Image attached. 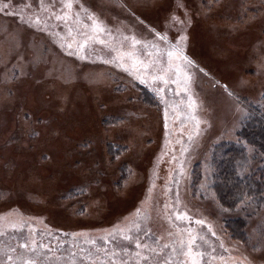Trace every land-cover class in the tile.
<instances>
[{
	"label": "rangeland",
	"instance_id": "rangeland-1",
	"mask_svg": "<svg viewBox=\"0 0 264 264\" xmlns=\"http://www.w3.org/2000/svg\"><path fill=\"white\" fill-rule=\"evenodd\" d=\"M0 25L14 100L0 113V264H139L137 244L150 264H191L178 223L207 259L264 264V186L228 201L218 165L236 143V173L264 184V148L239 137L244 118L264 120V0H0ZM159 34L192 59L187 123L117 64L135 43L143 65L154 44L180 89Z\"/></svg>",
	"mask_w": 264,
	"mask_h": 264
},
{
	"label": "flooded vegetation",
	"instance_id": "flooded-vegetation-1",
	"mask_svg": "<svg viewBox=\"0 0 264 264\" xmlns=\"http://www.w3.org/2000/svg\"><path fill=\"white\" fill-rule=\"evenodd\" d=\"M74 33L76 34V32L74 31ZM160 33V31H159ZM99 36V34H97L96 32L94 33V37L95 36ZM108 36V35H107ZM160 38H166L165 36L159 34L158 35ZM83 36L78 35V38L81 42L80 44V50L83 49L84 51V47H86L85 43H83V41H81ZM168 38V37H167ZM166 40L168 41V45L170 48H172V50L170 51L168 48V52L171 53V56H173V58L175 57V59L179 58V70L175 68L172 69H168L170 70V75L173 77H176L177 74H181L182 79L180 80V89L177 88V85L172 81V78H168L167 74H165V70L158 72L156 71V69L158 68V65H160V49L156 46V45H147V49L146 53H144L143 59H141V62L139 64L135 63L134 60L135 58L140 56V51L139 49H143V48H135V43L133 47H131L133 44L130 43L128 45L125 46L126 51L129 53L128 56L122 58L124 61L123 62H118L117 64L122 68L123 73L128 74L131 79L135 82H139L142 80L143 85H145L153 94H155V96L157 97V99L162 102L163 106L162 107V111L164 112H173L174 115V121L173 123L176 122V120L179 118V116H181L183 114L184 119H186V123L192 119V117L188 115L189 110H185L186 112H184V107H182L183 103H184V98H181L184 94H188L190 92V84H187V70L188 67L192 65V59L189 58L187 56V53L182 49L181 45L178 43L173 42L172 40H170L169 38ZM86 39H88V37H86ZM83 40H85V37H83ZM108 41H110V38L106 37L105 39V43H108ZM131 45V46H130ZM144 50V49H143ZM164 53V52H163ZM178 56V57H177ZM131 57V60H129V58ZM134 59V60H133ZM181 59V60H180ZM166 77H165V75ZM155 77V78H154ZM160 77H163V79H160ZM184 80V81H183ZM167 81V82H165ZM183 82V83H182ZM187 85V86H186ZM177 90H180L182 92H177ZM184 93V94H181ZM181 96V97H180ZM177 108L178 112H176L174 109ZM163 112L164 117L166 116L165 113ZM179 115V116H178ZM165 118H163V127L166 130V122H165ZM197 121V120H196ZM175 141V140H173ZM174 144H176V141L174 142ZM162 203V202H161ZM162 210V209H160ZM195 223V228H197V224ZM175 229V233L178 234V241L181 243V245L188 250V242L192 237L196 238V242L195 245H193V253H196V251L203 253V257L205 258V262H210L212 263L215 262V264H232L231 262H221L218 261L216 259H207V255H205V252L203 251V249L201 247H199V245L197 244V233L194 232L193 229H189L184 225L181 224H176V227H174ZM14 238V237H13ZM59 237H55V240H58ZM17 240V239H16ZM53 240V242L56 243V241ZM41 241V239L39 240ZM4 243L0 242V247L3 245ZM151 243H149L148 245H150ZM2 248V247H1ZM148 249V250H146ZM149 249H152V247L150 248V246L147 247H140L139 250H133V254L134 251H137V257H140V253L142 252L143 255L147 254L145 257L147 261H144V259L140 260L139 264H150L148 262L149 260ZM161 254H163L164 252H167V250L169 251V249L162 247L161 248ZM196 249V251H195ZM128 249H125V251H127ZM134 258V257H133ZM230 259V257H227ZM228 259V260H229ZM29 261V260H27ZM32 261V260H31ZM171 261V260H170ZM177 264H180L181 262H185L186 259L181 258L179 260H177ZM156 263V262H155ZM153 263V264H155ZM129 264V263H127ZM133 264V263H132ZM134 264H138V263H134ZM152 264V263H151ZM166 264H170V262H166Z\"/></svg>",
	"mask_w": 264,
	"mask_h": 264
},
{
	"label": "trees",
	"instance_id": "trees-1",
	"mask_svg": "<svg viewBox=\"0 0 264 264\" xmlns=\"http://www.w3.org/2000/svg\"><path fill=\"white\" fill-rule=\"evenodd\" d=\"M241 128L239 137L257 147L264 148V120L257 115H253L251 118H244ZM220 150L222 156L218 159V165L225 176L224 184H221V193L226 196L228 201H237L241 192L249 186H264V184L255 181L252 177H247L248 179L245 181L246 178L242 179L236 173L239 156L242 155L241 157H243L244 148H240L236 143H228ZM139 249L140 247L137 250Z\"/></svg>",
	"mask_w": 264,
	"mask_h": 264
},
{
	"label": "bare ground",
	"instance_id": "bare-ground-1",
	"mask_svg": "<svg viewBox=\"0 0 264 264\" xmlns=\"http://www.w3.org/2000/svg\"><path fill=\"white\" fill-rule=\"evenodd\" d=\"M100 15L106 17V15H104V14H102V13H100ZM0 28H1V25H0ZM0 50H3V52H1L2 55H6V54H7V55H6V56H7L6 59L9 58V52H8L9 49H8V47H7L6 45L1 44V45H0ZM47 68H49V67H47ZM50 68H51V67H50ZM64 75H65V73H64ZM65 76H66V77H69V76H67V75H65ZM100 84H102V83L98 82V80H97L96 85H97V86H100ZM66 87L69 88V85H67ZM9 88H10V84H9V83H3V82H0V113L2 112L4 106H6L7 104L11 106L12 103L14 102V100H12V98H9V97L6 95V94H7V91L9 90ZM58 94L63 95V94H65V93H64L62 90H58ZM30 101H31V99H30ZM60 102L63 103L64 100L61 99ZM5 120H6V119H5ZM140 130H141V129H139L138 126H135L134 132H136V134H137V132H141ZM136 134H135V135H136ZM135 135H134V136H135ZM135 137H136V136H135ZM40 139L43 140V136H41ZM7 149L9 150V148H7ZM55 149H57V148H55Z\"/></svg>",
	"mask_w": 264,
	"mask_h": 264
},
{
	"label": "snow or ice",
	"instance_id": "snow-or-ice-1",
	"mask_svg": "<svg viewBox=\"0 0 264 264\" xmlns=\"http://www.w3.org/2000/svg\"><path fill=\"white\" fill-rule=\"evenodd\" d=\"M68 6L71 7L70 4ZM4 7H7V5H4ZM97 28H99V25H97ZM100 30H103V29H100ZM169 55L171 56V53H169ZM160 79H163V77H160ZM165 82H167V81H165ZM180 218H186V217H180ZM198 223H202V222L198 221ZM125 239H128V237H125ZM195 242H196V238L192 237L188 242V251L186 253H184L185 255H188L191 258V264H199V260L197 259V257L203 256V253H199V252L193 253V245H195ZM22 247H27V245L26 244L22 245ZM137 247H140V245L137 244ZM10 259H11V257H9V260ZM28 264H30V262H28Z\"/></svg>",
	"mask_w": 264,
	"mask_h": 264
}]
</instances>
